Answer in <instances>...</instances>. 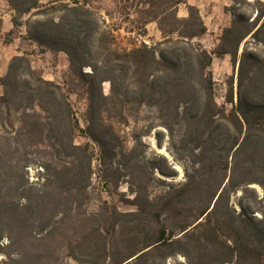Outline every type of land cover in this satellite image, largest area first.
Wrapping results in <instances>:
<instances>
[{"label": "trees", "instance_id": "1", "mask_svg": "<svg viewBox=\"0 0 264 264\" xmlns=\"http://www.w3.org/2000/svg\"><path fill=\"white\" fill-rule=\"evenodd\" d=\"M7 1L17 16L36 9L28 37L67 55L69 79L86 99L79 130L98 146L106 180L118 157L132 159L114 144L107 112L143 105L155 108L171 160L154 154L138 177L163 182L156 173L175 177L178 165L183 180L156 192L149 181L141 183L133 189V211H109L106 202L94 212L84 209L93 150L74 141L78 122L63 87L43 79L24 55H13L0 76V127L8 133L0 138L4 264H64L60 255L78 264H169L168 258L172 264H264V6L251 20L245 10L226 7L231 22L207 51L192 41L206 30L198 9L187 5L186 16L177 14L184 0H171L167 16L158 19L162 40L129 49L113 47L111 29L85 2ZM224 54L236 70L235 87L232 77L225 96L229 109L214 98L210 70L212 57ZM30 145L49 148L39 164L41 184L27 175ZM238 190L236 208L230 196Z\"/></svg>", "mask_w": 264, "mask_h": 264}, {"label": "rangeland", "instance_id": "2", "mask_svg": "<svg viewBox=\"0 0 264 264\" xmlns=\"http://www.w3.org/2000/svg\"><path fill=\"white\" fill-rule=\"evenodd\" d=\"M40 4H45L50 0H39ZM57 1H73V0H57ZM87 3L88 6L94 8L101 19L105 20L106 29H111L115 36L113 47L118 49H129L140 42L155 44L162 40V33L159 30L158 19L166 17L170 11L171 0H79ZM184 3L178 4L177 14L179 17L186 16L188 13L187 5H193L198 12L205 25V32L199 37H194L192 41L199 44L207 51L215 49L220 42L222 29L231 22V14L226 7L235 5L241 10H245L250 20L256 14V8L264 6V0H245L252 3L246 5L241 3L242 0H184ZM259 1L261 4H253ZM156 4L160 5L157 8ZM38 16L36 9H32L28 13L17 16L11 8L7 0H0V76H2L8 67V63L13 55H24L37 74L43 79L52 80L59 83L65 90L68 100L73 109L74 115L78 122V130L74 137V141L79 144L88 142L93 150V158L91 161V180L88 189V197L84 209L94 212L98 207L106 202L108 210L112 211L115 207L119 211L136 210V205L132 202L134 197L133 189L141 183L149 181V190L151 192L159 191L169 183H177L183 180V172L180 166L175 165L177 175L175 177H164L159 175L163 182L151 178L146 174V180H141L138 175L141 174V165L145 163L156 153H162L171 160L169 152L166 150L168 146V136L164 128L159 125L155 108L143 105L138 109L126 108L121 113L116 108H112L107 112V122L111 123L116 131V139L114 144L118 149H122L125 153L131 151L128 155L132 157L131 162L126 163L127 159L118 157L111 164L109 174L111 180H106L103 176L106 171L99 164L98 146L86 137L79 128L85 127V110L86 99L84 98L82 88L74 85L68 76L69 63L67 55L62 51H51L39 47L27 35V21ZM17 19L14 20L13 19ZM264 24V15L261 19ZM242 49L240 46L239 52ZM212 77L214 80V98L218 104H224L226 109L230 108V104L225 100L228 89V82L233 77L235 87L236 70L233 68L229 54L223 56L212 57L210 65ZM78 83V82H74ZM102 89L105 94L110 93L109 81L102 83ZM235 89V88H234ZM2 86L0 85V92ZM14 127L16 122L13 123ZM12 125V126H13ZM11 131V127H8ZM159 131L162 133V145L158 143ZM5 129L0 127L1 136H7ZM49 148L30 145L27 152V159L33 162L27 166V175L30 183L41 184L45 176V170L39 166L40 162L45 159L46 152ZM124 165L133 172V176L126 173ZM145 175V174H143ZM108 179V178H107ZM114 179V180H112ZM116 179V180H115ZM145 182H142L144 181ZM116 181V182H114ZM256 193L261 197L263 191L258 184H251ZM241 191L238 190L230 196V203L238 208V201L241 197ZM264 202V201H263ZM264 210V207L262 208ZM258 216L261 214L256 212ZM6 239L2 240L5 244ZM64 264H78L74 259L60 255ZM6 257L0 254V264H4ZM169 264L173 263L172 258H168Z\"/></svg>", "mask_w": 264, "mask_h": 264}]
</instances>
